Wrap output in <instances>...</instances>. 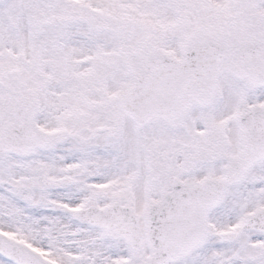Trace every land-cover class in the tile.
I'll return each mask as SVG.
<instances>
[{
	"label": "snow or ice",
	"instance_id": "6c2138e0",
	"mask_svg": "<svg viewBox=\"0 0 264 264\" xmlns=\"http://www.w3.org/2000/svg\"><path fill=\"white\" fill-rule=\"evenodd\" d=\"M0 264H264V0H0Z\"/></svg>",
	"mask_w": 264,
	"mask_h": 264
}]
</instances>
